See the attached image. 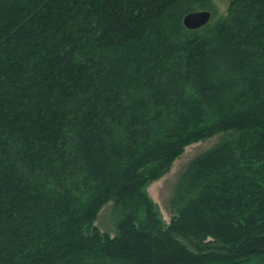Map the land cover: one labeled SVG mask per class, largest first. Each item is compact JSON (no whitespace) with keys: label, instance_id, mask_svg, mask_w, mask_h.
<instances>
[{"label":"trees","instance_id":"1","mask_svg":"<svg viewBox=\"0 0 264 264\" xmlns=\"http://www.w3.org/2000/svg\"><path fill=\"white\" fill-rule=\"evenodd\" d=\"M210 8L0 0V264H264V0ZM220 133L166 226L147 186Z\"/></svg>","mask_w":264,"mask_h":264},{"label":"rangeland","instance_id":"2","mask_svg":"<svg viewBox=\"0 0 264 264\" xmlns=\"http://www.w3.org/2000/svg\"><path fill=\"white\" fill-rule=\"evenodd\" d=\"M233 1L211 0V8L209 11L213 15L210 22L225 17ZM225 137V135L220 133L206 140L187 145L183 149L182 154L175 159L170 170L161 178L151 182L147 186L146 192L157 207L160 217L166 226L176 213L174 199L178 194V187L182 183V178L190 170L192 161L221 143ZM120 218V210L115 206L114 201H110L101 208L92 226L86 227L84 233L89 234L92 227H96L101 233H105L113 238L118 234L117 226Z\"/></svg>","mask_w":264,"mask_h":264},{"label":"water","instance_id":"3","mask_svg":"<svg viewBox=\"0 0 264 264\" xmlns=\"http://www.w3.org/2000/svg\"><path fill=\"white\" fill-rule=\"evenodd\" d=\"M211 17L212 14L209 10L194 11L183 17L182 24L186 30L195 31L206 26Z\"/></svg>","mask_w":264,"mask_h":264}]
</instances>
